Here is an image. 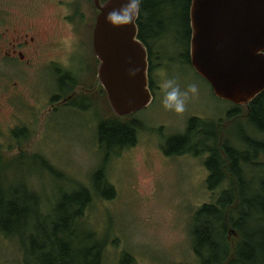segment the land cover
I'll return each mask as SVG.
<instances>
[{"label": "rangeland", "instance_id": "rangeland-1", "mask_svg": "<svg viewBox=\"0 0 264 264\" xmlns=\"http://www.w3.org/2000/svg\"><path fill=\"white\" fill-rule=\"evenodd\" d=\"M167 2L159 17L172 22V35L164 37L163 32L149 39L152 101L121 118L136 120L135 141L106 153L97 138L98 123L118 116L101 89L91 93L78 87L92 85L98 62L91 51L97 9L93 1L0 0V39L5 27L11 29L30 20L43 23L46 17H53L38 62L31 57L28 63L13 65L2 62L0 56L1 185L6 189L25 182L36 191L42 211L62 192L79 185L89 187L91 200L77 218L86 232L103 241L101 264H120L124 251L131 254L133 264H200L192 245L193 212L201 203L213 202L219 191L229 186V180L207 188L209 171L204 161L208 152H165L166 138L183 132L190 117L214 121L229 145L243 148L238 125L243 133L264 138V132L256 133L250 127L244 104L217 97L208 81L194 70L186 58L183 0ZM77 7L82 12L79 19ZM66 15L70 19L65 20ZM153 25L159 26L158 22ZM50 59L62 69L49 64ZM167 78H175L181 89L189 83L198 85V95L187 102L182 114L161 104L160 84ZM73 89L78 92L73 102L64 101L63 96ZM52 95L58 100H52ZM235 105L234 114L229 110ZM106 154L104 178L114 189L109 197L106 187L96 191L92 186V173ZM41 159L55 171L43 166ZM253 166L247 165L250 176L261 168ZM237 237L235 231L227 232L226 240L233 243ZM19 238L0 232V264H22ZM74 244L81 245L78 240Z\"/></svg>", "mask_w": 264, "mask_h": 264}, {"label": "trees", "instance_id": "trees-1", "mask_svg": "<svg viewBox=\"0 0 264 264\" xmlns=\"http://www.w3.org/2000/svg\"><path fill=\"white\" fill-rule=\"evenodd\" d=\"M167 1L141 0L140 15L136 19L137 36L147 45L149 52L152 51L150 38L163 32L164 37L172 35V22L159 17L165 11V5H169ZM183 3L188 31L186 58L190 62V0H183ZM154 22H158L159 26L153 25ZM149 82L152 86L153 81ZM99 89L105 94L101 85ZM72 96L68 101L73 102L75 98ZM244 105L250 127L256 133L264 132V89ZM237 106L229 111L237 113ZM130 114L99 121L97 138L106 148V153L111 148L120 149L135 141L136 120L132 117L121 120ZM238 129L243 148L223 141L214 121L192 116L183 132L173 133L165 140L164 150L168 154L208 152L204 161L209 171L207 188L213 189L224 179L229 180V186L222 188L213 202H203L193 212L192 245L200 264H264V138L243 133L241 125ZM106 156L92 173V186L96 191H101V186L106 187L105 192L110 191L109 197L114 194V189L104 178ZM1 160L0 153V172ZM41 160L48 170L55 171L53 166ZM247 165H260L261 168L256 175L251 173L250 176ZM1 181L0 178V232L20 237L22 264H101L103 241L86 232L77 218L91 200L89 187L79 185L71 191L62 192L48 210L42 211L36 191L25 182L22 186L4 189ZM234 231L238 237L235 242L229 243L227 232ZM75 240L81 245L77 247ZM120 264H133L129 252L121 254Z\"/></svg>", "mask_w": 264, "mask_h": 264}, {"label": "water", "instance_id": "water-1", "mask_svg": "<svg viewBox=\"0 0 264 264\" xmlns=\"http://www.w3.org/2000/svg\"><path fill=\"white\" fill-rule=\"evenodd\" d=\"M92 1L98 9L92 48L99 62L93 85L78 87L92 91L101 85L113 114L133 113L153 98L146 46L137 36L136 20L119 27L105 20L125 0ZM189 22L194 70L217 97L247 105L264 89V0H190ZM131 69L138 71L130 76Z\"/></svg>", "mask_w": 264, "mask_h": 264}, {"label": "flooded vegetation", "instance_id": "flooded-vegetation-1", "mask_svg": "<svg viewBox=\"0 0 264 264\" xmlns=\"http://www.w3.org/2000/svg\"><path fill=\"white\" fill-rule=\"evenodd\" d=\"M70 8L71 7L69 6V9ZM77 10H78V7H77V9H75V11H77ZM78 11H79V14H78ZM78 11L76 12V15H77V18L79 19V15L82 18V12H80V10H78ZM97 11H98V9L96 10V12ZM96 12H95V14H96ZM45 19H46V21L43 23L34 22V21L30 20L28 22H25V24L23 22H21L20 26L15 25L11 29H9V27H5L3 30L4 35L0 39V56L2 58V62L10 63L13 65H18L22 62L28 63L29 60L31 59V57H33L34 63L38 62L40 55H41L40 51H42L43 46L47 42L48 33H49L50 29H52V24H50L49 21L52 22L53 17H52V19H51V17L49 19L46 17ZM67 19H70V15H68V16L66 15L65 20H67ZM94 19H95V16H94ZM189 24H190V22H189ZM91 44H92V42H91ZM145 46L147 49L148 63H149L150 62L149 49H148L147 45H145ZM91 51L93 53V59L95 57V60H97L99 62L98 58L96 57V55L93 52V48H91ZM48 62H49V64L51 63V64H53V66L58 67L57 62L55 60L50 59ZM98 62H97V65H98ZM94 64H95V62H94ZM58 68H61V67H58ZM96 68H97V66H96ZM56 70H58V69L56 68ZM58 71H60V70H58ZM65 71H67V70H65ZM148 73H149V66H148ZM148 78H149V75H148ZM93 81H94V78H93ZM93 81H92V85H93ZM149 84H150V82H149ZM92 85H90V87ZM79 86L88 87V86L83 85V84H80ZM98 88H99V85L94 90H96ZM150 89H151V93L153 95V90L151 88V85H150ZM79 90H81V88H79ZM82 90H85V89H82ZM92 91H90V92H92ZM76 93H78V92L74 91V89H73L70 93L63 96V100L68 102V100L71 98V96L76 94ZM70 94H72V95L70 96ZM57 98H58L57 95H52V97H51L52 100H55Z\"/></svg>", "mask_w": 264, "mask_h": 264}, {"label": "clouds", "instance_id": "clouds-1", "mask_svg": "<svg viewBox=\"0 0 264 264\" xmlns=\"http://www.w3.org/2000/svg\"><path fill=\"white\" fill-rule=\"evenodd\" d=\"M141 0H125L119 8H112L107 12V23L119 27L133 23L140 15ZM107 6V3L105 4ZM138 69H131L129 75H135ZM163 96L161 104L164 109L182 114L186 110L187 102L198 95L199 88L195 83H189L181 89L175 78H167L160 84Z\"/></svg>", "mask_w": 264, "mask_h": 264}]
</instances>
